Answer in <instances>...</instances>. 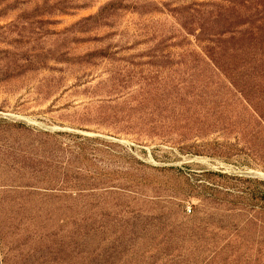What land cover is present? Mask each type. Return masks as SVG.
<instances>
[{
    "label": "rangeland",
    "instance_id": "1",
    "mask_svg": "<svg viewBox=\"0 0 264 264\" xmlns=\"http://www.w3.org/2000/svg\"><path fill=\"white\" fill-rule=\"evenodd\" d=\"M0 264H264V0H0Z\"/></svg>",
    "mask_w": 264,
    "mask_h": 264
},
{
    "label": "trees",
    "instance_id": "2",
    "mask_svg": "<svg viewBox=\"0 0 264 264\" xmlns=\"http://www.w3.org/2000/svg\"><path fill=\"white\" fill-rule=\"evenodd\" d=\"M211 60L213 61V64L216 68H218L219 70H222V65L220 64V58L223 55V48L221 46L217 47V51L214 49L213 52L211 54H209Z\"/></svg>",
    "mask_w": 264,
    "mask_h": 264
}]
</instances>
